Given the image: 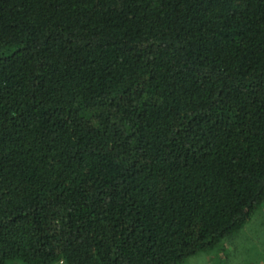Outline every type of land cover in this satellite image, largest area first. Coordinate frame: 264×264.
<instances>
[{"label": "trees", "instance_id": "1", "mask_svg": "<svg viewBox=\"0 0 264 264\" xmlns=\"http://www.w3.org/2000/svg\"><path fill=\"white\" fill-rule=\"evenodd\" d=\"M264 200V0H0V264H184Z\"/></svg>", "mask_w": 264, "mask_h": 264}, {"label": "rangeland", "instance_id": "2", "mask_svg": "<svg viewBox=\"0 0 264 264\" xmlns=\"http://www.w3.org/2000/svg\"><path fill=\"white\" fill-rule=\"evenodd\" d=\"M184 264H264V200L240 229L213 249L188 257Z\"/></svg>", "mask_w": 264, "mask_h": 264}]
</instances>
